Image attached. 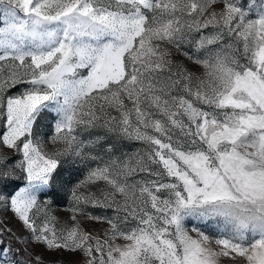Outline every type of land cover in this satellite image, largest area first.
Returning <instances> with one entry per match:
<instances>
[{
  "label": "snow or ice",
  "instance_id": "6c2138e0",
  "mask_svg": "<svg viewBox=\"0 0 264 264\" xmlns=\"http://www.w3.org/2000/svg\"><path fill=\"white\" fill-rule=\"evenodd\" d=\"M0 210V264H264V0H0Z\"/></svg>",
  "mask_w": 264,
  "mask_h": 264
},
{
  "label": "rangeland",
  "instance_id": "374dc122",
  "mask_svg": "<svg viewBox=\"0 0 264 264\" xmlns=\"http://www.w3.org/2000/svg\"><path fill=\"white\" fill-rule=\"evenodd\" d=\"M139 146L140 145L137 142H132L131 145L126 150L132 151L134 150V148H137ZM74 175L78 176L79 178H82V174L79 172L75 173ZM66 205H67V200L65 197L63 201L59 202L56 206L57 207L56 214L61 216L62 218H66L69 215V213L64 210L66 208ZM92 211L95 214H100V210L93 209ZM0 218L5 219L7 222V227L12 228L18 234H26L20 222L13 216V214L10 211L0 210ZM84 223H85V227L88 228L89 230H100L103 227V225H101L100 223L93 222V221H85ZM36 250L43 251V249L41 248H37ZM44 259L46 261H51V260H56V259L69 261V260H78L79 257L72 256L69 254H60V253L51 254V253L45 252ZM224 264H228V261L226 258H225Z\"/></svg>",
  "mask_w": 264,
  "mask_h": 264
}]
</instances>
